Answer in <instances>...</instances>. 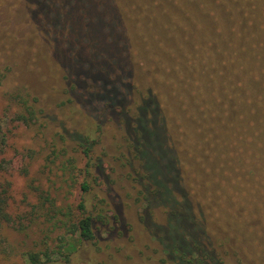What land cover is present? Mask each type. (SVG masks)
I'll use <instances>...</instances> for the list:
<instances>
[{"label": "trees", "instance_id": "trees-1", "mask_svg": "<svg viewBox=\"0 0 264 264\" xmlns=\"http://www.w3.org/2000/svg\"><path fill=\"white\" fill-rule=\"evenodd\" d=\"M36 8L72 83L66 92L86 105L99 132L109 119L123 123L141 165L144 208H108L104 198L47 208L51 228L24 254L26 264L90 251L104 254L101 264H245L243 253L259 254L264 0H38ZM89 133L82 171L98 184ZM5 141L0 128V176L10 164ZM90 183H81L84 193ZM7 202L2 188L0 232L15 226ZM154 204L162 219L148 208Z\"/></svg>", "mask_w": 264, "mask_h": 264}, {"label": "rangeland", "instance_id": "rangeland-1", "mask_svg": "<svg viewBox=\"0 0 264 264\" xmlns=\"http://www.w3.org/2000/svg\"><path fill=\"white\" fill-rule=\"evenodd\" d=\"M37 1L0 0V128L6 139L2 156L10 161L0 190L6 188L15 219L14 227L0 232V264H26L24 254L51 228L47 208H78L82 199L90 206L98 198L108 208H144L138 199L141 165L128 150L123 123L109 119L99 132L86 105L66 92L72 83L52 53L49 31L35 22L41 18ZM29 111L28 123L15 119ZM89 132L96 140L89 162L100 164L92 169L101 172L98 184L82 171L88 144L81 145V137ZM87 180L90 189L84 193L81 183ZM148 208L162 219L158 205ZM92 252L52 264H101L104 254ZM258 252L243 253L244 263L264 264V243Z\"/></svg>", "mask_w": 264, "mask_h": 264}]
</instances>
